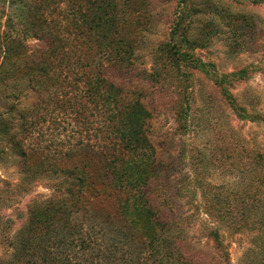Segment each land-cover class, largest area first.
<instances>
[{
  "label": "trees",
  "instance_id": "obj_1",
  "mask_svg": "<svg viewBox=\"0 0 264 264\" xmlns=\"http://www.w3.org/2000/svg\"><path fill=\"white\" fill-rule=\"evenodd\" d=\"M9 1L15 13L8 23L12 33L0 37V86L29 75L39 99L17 119L0 116V154L12 141L24 180L33 187L47 177L51 194L33 199L15 234H1L11 253L0 256V264H231L225 234L241 231L253 234L241 264H264V149L250 150L251 182L196 178L188 184L182 177L171 183L170 166L158 157L149 133L152 113L140 95H128L113 78L132 70L140 0ZM188 3L180 1L171 35L194 46L203 37L183 28ZM13 34L45 46L16 47ZM173 51L179 72L202 69L229 99L228 79L245 77L242 70L210 72L179 45ZM146 78L161 82L160 74ZM182 100H176L174 115L186 134L191 105L186 96ZM45 116L68 122L73 136L46 139L40 127ZM174 198L188 199L187 217L175 211ZM186 222L202 226L221 251L218 258L192 249Z\"/></svg>",
  "mask_w": 264,
  "mask_h": 264
},
{
  "label": "rangeland",
  "instance_id": "obj_2",
  "mask_svg": "<svg viewBox=\"0 0 264 264\" xmlns=\"http://www.w3.org/2000/svg\"><path fill=\"white\" fill-rule=\"evenodd\" d=\"M3 1L0 0V37L12 33L8 23L15 13L13 4L8 0L4 8ZM180 1L184 0L137 3L141 22L135 25L136 33L133 31L139 45L132 70L115 73L113 78L128 95L133 92L140 95L152 113L149 133L158 157L170 166L171 183L182 177L188 184L196 178L216 184L251 182L255 179L249 173L250 150L264 149V0H189L188 5L184 4L183 28L190 29L194 37H203L194 46L181 44L179 35H171ZM235 20L242 25L236 27ZM13 35L16 47L20 42L33 50L45 46L42 40ZM176 45L191 51L210 72L227 75L244 71V78L228 79L226 86L233 98L223 95L222 87L200 68L187 67L179 72L173 63ZM25 65L27 71L28 64ZM184 72L188 79L182 76ZM149 74H160L158 80L162 83L146 78ZM28 76L0 86V116L17 119L21 109L38 101L39 95L28 82ZM183 96L191 105L186 134L179 131L174 115L175 102L181 99L177 105H182ZM45 118L40 127L46 139L57 138L62 142L73 136V126L68 122ZM4 148L5 152L0 154V238L1 234L16 233L34 198L51 194L47 177L38 178L33 187L30 179L24 180L27 175L21 170L22 159L14 152L12 141ZM187 200L174 198L175 211L184 217L191 212ZM185 227L192 249L207 252L213 258L221 255L199 223L186 222ZM225 235L231 264H241L253 234L241 231ZM10 253L0 243V256Z\"/></svg>",
  "mask_w": 264,
  "mask_h": 264
}]
</instances>
